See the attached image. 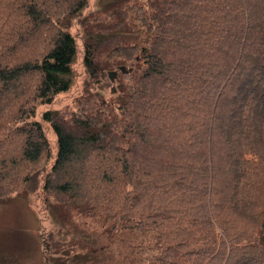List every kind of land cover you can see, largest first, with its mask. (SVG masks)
<instances>
[{"label": "trees", "instance_id": "1", "mask_svg": "<svg viewBox=\"0 0 264 264\" xmlns=\"http://www.w3.org/2000/svg\"><path fill=\"white\" fill-rule=\"evenodd\" d=\"M86 1L0 0L1 198L50 158L33 118L71 86L66 22ZM144 3L110 7L84 43L89 80L119 66L116 93L43 112L41 192L151 238L146 264H264V0Z\"/></svg>", "mask_w": 264, "mask_h": 264}, {"label": "rangeland", "instance_id": "2", "mask_svg": "<svg viewBox=\"0 0 264 264\" xmlns=\"http://www.w3.org/2000/svg\"><path fill=\"white\" fill-rule=\"evenodd\" d=\"M145 1L87 0L85 7L67 20L66 30L76 43L71 86L56 95L51 104L36 108L33 120L41 124L50 146L51 155L44 168L35 175L34 182L32 179L26 184L21 195L0 197V264H146L152 256L151 238L137 230L118 231L101 219L68 211L41 192L43 175L49 171L56 152V138L42 120L43 112L73 110L76 99L85 91L105 99L116 93L119 66L104 69L106 76L96 82L89 80L82 64L84 43L87 37H96L95 24L108 21L104 19L110 7L120 6L129 13L128 6L144 5ZM130 21L135 24L131 15Z\"/></svg>", "mask_w": 264, "mask_h": 264}, {"label": "water", "instance_id": "3", "mask_svg": "<svg viewBox=\"0 0 264 264\" xmlns=\"http://www.w3.org/2000/svg\"><path fill=\"white\" fill-rule=\"evenodd\" d=\"M120 69L123 70L122 67H121ZM111 74H112V73L110 72V73H109V79H111Z\"/></svg>", "mask_w": 264, "mask_h": 264}]
</instances>
